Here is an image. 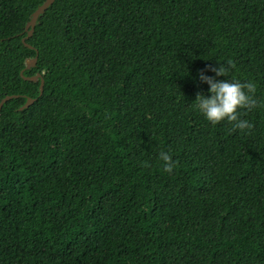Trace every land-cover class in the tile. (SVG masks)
Returning a JSON list of instances; mask_svg holds the SVG:
<instances>
[{
	"label": "trees",
	"instance_id": "trees-1",
	"mask_svg": "<svg viewBox=\"0 0 264 264\" xmlns=\"http://www.w3.org/2000/svg\"><path fill=\"white\" fill-rule=\"evenodd\" d=\"M43 1L0 0V264H264V105L194 101L229 60L264 101V0H55L29 49Z\"/></svg>",
	"mask_w": 264,
	"mask_h": 264
},
{
	"label": "clouds",
	"instance_id": "clouds-1",
	"mask_svg": "<svg viewBox=\"0 0 264 264\" xmlns=\"http://www.w3.org/2000/svg\"><path fill=\"white\" fill-rule=\"evenodd\" d=\"M232 61L219 64L218 67L211 68L210 71L215 76H223L225 79H215L213 76L206 75L203 70L199 72V79L206 82L209 87L208 95L198 93L195 98V107L204 118L215 125L221 121L231 123L234 130L247 131L252 129L253 124L242 118V110L251 111L264 105V101L255 98L257 85L251 80L241 81L230 76L234 68ZM162 171L172 173L176 161L169 151L158 153Z\"/></svg>",
	"mask_w": 264,
	"mask_h": 264
},
{
	"label": "water",
	"instance_id": "water-1",
	"mask_svg": "<svg viewBox=\"0 0 264 264\" xmlns=\"http://www.w3.org/2000/svg\"><path fill=\"white\" fill-rule=\"evenodd\" d=\"M55 0H44L30 15V18L28 20V22L25 25V32L26 35L24 37H22L21 41L22 43L28 47L29 49H34V47L32 45H30L29 43H27V39H29L35 29V26L38 24V19L40 16H42L44 14V12L53 4ZM37 61V51H36V55L32 58H29L26 62V67L24 69H22L20 71V76L27 81H33L36 82L38 79H40V84H39V96H41L42 92H43V86H44V80L41 77V75L39 73H36L32 76H25L24 75V71L27 69H30L32 67L35 66ZM38 96V97H39ZM18 97V95H6L4 96L1 100H0V110L3 107L4 103H6L8 100L12 99V98H16ZM37 98H32V97H27L26 98V102L23 104V106H21L19 108V110H23L28 108L30 105H32L35 100Z\"/></svg>",
	"mask_w": 264,
	"mask_h": 264
}]
</instances>
